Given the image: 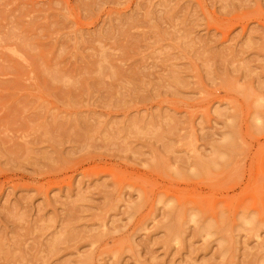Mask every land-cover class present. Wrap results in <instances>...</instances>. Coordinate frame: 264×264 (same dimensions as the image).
<instances>
[{"label":"rangeland","instance_id":"obj_1","mask_svg":"<svg viewBox=\"0 0 264 264\" xmlns=\"http://www.w3.org/2000/svg\"><path fill=\"white\" fill-rule=\"evenodd\" d=\"M0 264H264V0H0Z\"/></svg>","mask_w":264,"mask_h":264}]
</instances>
